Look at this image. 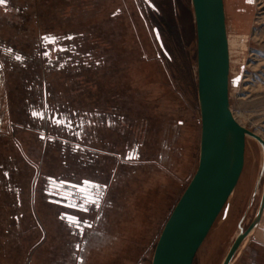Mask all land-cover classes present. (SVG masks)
<instances>
[{
    "label": "rangeland",
    "instance_id": "rangeland-1",
    "mask_svg": "<svg viewBox=\"0 0 264 264\" xmlns=\"http://www.w3.org/2000/svg\"><path fill=\"white\" fill-rule=\"evenodd\" d=\"M16 2L24 10L21 18L0 9L1 35L13 46L29 55L41 33L68 30L83 34L80 48L85 56L80 64L70 61L68 68L60 69L44 57L28 60L21 68L8 61L3 65L0 264H152L163 227L199 164L201 113L192 0ZM224 3L231 108L242 125L264 139V0ZM44 93L53 105L59 101L90 118L95 111L117 112L126 123L96 128L87 144L97 151L87 155L94 164L84 166L80 153L64 150L60 140H44L31 124L28 108ZM127 141L130 147L142 143L144 163L124 176L118 170ZM246 143L240 179L193 264H222L243 217L247 225L259 207L264 150L252 136ZM95 170L110 186L118 172L116 196L84 243L85 237L71 235L59 216L61 207L45 190L49 177L79 180ZM157 195L160 208L154 205ZM250 238L231 264H264V244Z\"/></svg>",
    "mask_w": 264,
    "mask_h": 264
},
{
    "label": "water",
    "instance_id": "water-1",
    "mask_svg": "<svg viewBox=\"0 0 264 264\" xmlns=\"http://www.w3.org/2000/svg\"><path fill=\"white\" fill-rule=\"evenodd\" d=\"M197 29L198 100L201 113L197 170L168 217L152 264H193L227 204L245 164L247 136L264 139L242 125L230 102V50L224 0H192ZM255 222L239 234L222 264H231Z\"/></svg>",
    "mask_w": 264,
    "mask_h": 264
},
{
    "label": "flooded vegetation",
    "instance_id": "flooded-vegetation-1",
    "mask_svg": "<svg viewBox=\"0 0 264 264\" xmlns=\"http://www.w3.org/2000/svg\"><path fill=\"white\" fill-rule=\"evenodd\" d=\"M0 9L18 14L20 18L21 13L24 12L16 0H7L6 4H0ZM3 15V12H0L1 23H3ZM8 22L10 25L14 24L9 20ZM20 23L22 22L19 21L17 26ZM53 36L57 38L54 43L45 38ZM83 42V34L70 33L68 30L63 32H43L40 34L38 41H36L32 54L26 55L20 48L13 46L12 42L6 40L0 32V78L2 77L1 70L4 69L3 65L7 61L11 65H17L19 68L27 66L28 60L38 62L40 57H44L48 65L57 66L59 69L68 68L70 61H73L74 64H80V60L83 61L85 56L80 48ZM18 57L20 58L18 59ZM75 58L77 61H74ZM37 99L36 104L33 102L28 108L33 117L31 121L34 122L31 124L41 130V137L44 140L47 139L50 142L60 140L62 145L67 147L63 148L64 150L68 149L71 153H80L78 160L84 163V166L88 163L94 164L93 158H87V155L88 153L96 155L97 151L87 147V144L92 142L91 136L96 134V128L102 124H105V127L108 125L114 128L115 125H125L126 123L125 117L117 116V112L109 111L102 114L103 112L95 111V113H92L93 117L90 118L86 117L85 113L82 114L77 110L73 109L71 111L69 106L59 101L54 105L51 104L45 93L43 96H38ZM49 130H54V135L48 134ZM70 139H74L75 141L70 142ZM134 144V146L130 147V142L127 141L125 143V153L120 154L122 156V159H120V169L118 170L120 175H131L130 173L136 172L134 171L135 168L141 167L144 163L143 153L141 152L142 143L136 142ZM116 156L119 157V155ZM86 160H88L87 163ZM95 171L98 173V170ZM97 173L93 176L82 177L79 180L75 177L65 178L63 176L47 178V190L45 191L54 195L53 198H50V201L61 207L62 211L59 215L61 221L66 225L71 235L82 239L85 237L84 243H86L87 233L92 231L94 227L96 228V222L104 216L107 209H112L116 196L113 187L118 182V176H116L118 172L115 170V175L111 179V186L107 182L100 180L98 178L99 173ZM86 180L92 181L100 185V187L85 184ZM263 194L264 190L259 207L247 225L244 223L246 216L243 217L239 224L240 230L241 228L244 231L248 230L255 222L262 205ZM250 237L255 240L260 239L264 244V208L256 225L248 232L240 247H245L246 243L250 241ZM77 245L75 244L74 247L77 248Z\"/></svg>",
    "mask_w": 264,
    "mask_h": 264
},
{
    "label": "snow or ice",
    "instance_id": "snow-or-ice-1",
    "mask_svg": "<svg viewBox=\"0 0 264 264\" xmlns=\"http://www.w3.org/2000/svg\"><path fill=\"white\" fill-rule=\"evenodd\" d=\"M7 3V0H0V4H6ZM46 39H49L51 42H55L56 41V37H45ZM20 57H18V59H19ZM85 184H91L93 187H100V185H98V184H95L94 182H92V181H85L84 182ZM106 187V186H105ZM91 202H95V201H91ZM77 247H78V245H77Z\"/></svg>",
    "mask_w": 264,
    "mask_h": 264
},
{
    "label": "crops",
    "instance_id": "crops-1",
    "mask_svg": "<svg viewBox=\"0 0 264 264\" xmlns=\"http://www.w3.org/2000/svg\"><path fill=\"white\" fill-rule=\"evenodd\" d=\"M159 179V178H158ZM154 181V180H153ZM157 182H158V180H156ZM148 192H150V190L148 191ZM159 195V194H158ZM158 195H157V197H158ZM160 197V196H159ZM157 198V203H154V205H157L158 206V208H160V206H159V204L161 203L160 202V198ZM163 201H165V196L163 197ZM162 201V202H163ZM137 201H135V203H134V208H135V210L137 209ZM153 203V202H152ZM158 211H159V209H158Z\"/></svg>",
    "mask_w": 264,
    "mask_h": 264
},
{
    "label": "bare ground",
    "instance_id": "bare-ground-1",
    "mask_svg": "<svg viewBox=\"0 0 264 264\" xmlns=\"http://www.w3.org/2000/svg\"><path fill=\"white\" fill-rule=\"evenodd\" d=\"M231 77V76H230ZM234 112V111H233ZM235 117L237 118V120L242 124L241 120L239 119V117L235 114ZM249 140V139H248ZM247 144V143H246ZM264 190V189H263ZM246 242V241H245Z\"/></svg>",
    "mask_w": 264,
    "mask_h": 264
}]
</instances>
